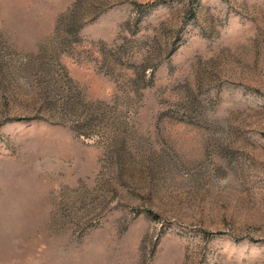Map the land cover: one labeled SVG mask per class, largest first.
<instances>
[{"label": "rangeland", "instance_id": "obj_1", "mask_svg": "<svg viewBox=\"0 0 264 264\" xmlns=\"http://www.w3.org/2000/svg\"><path fill=\"white\" fill-rule=\"evenodd\" d=\"M0 264H264V0H0Z\"/></svg>", "mask_w": 264, "mask_h": 264}]
</instances>
